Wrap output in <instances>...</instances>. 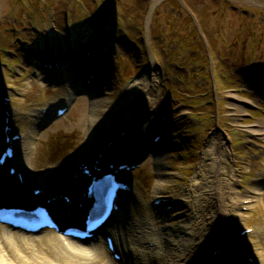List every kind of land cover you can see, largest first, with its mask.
<instances>
[{
  "label": "rangeland",
  "instance_id": "374dc122",
  "mask_svg": "<svg viewBox=\"0 0 264 264\" xmlns=\"http://www.w3.org/2000/svg\"><path fill=\"white\" fill-rule=\"evenodd\" d=\"M185 7L195 14L200 27ZM0 21L1 46L13 51L4 55L0 50L1 58L9 62V66L0 62V114L1 99L8 96L17 131L26 135L38 124L41 139L32 154L36 172L68 169L87 140L95 137L98 142L91 115L102 109L107 115L116 111L127 89L137 87L135 82L146 75L153 83L138 86L143 93L150 91L156 103L149 106L135 95L133 108L141 110L140 115L147 110L136 127L139 139V128L152 130L162 114L177 122L157 146L143 139L146 153L133 173L144 180L138 182L144 200L151 205L158 191L169 196L173 206L164 222L174 225L194 212L189 194L201 188L198 204L207 212L204 218L216 220L220 213L231 219L219 205L218 193L226 184L231 194L242 193L233 200L239 204L234 210L239 215L227 223L237 233L251 227L243 239L253 252L264 255V0H0ZM113 21L123 25L114 28L115 53L108 55L113 46L105 48L104 40L112 36L99 32L111 33L108 23ZM196 27L204 35L203 47H199ZM59 37L70 55L75 54L74 62L83 59L79 69L70 67L69 52L61 48L59 54L66 57L62 70L44 65L45 59L57 56ZM85 37L92 46L87 54ZM44 44L47 49L40 51ZM89 66L96 73L92 87V82L84 83ZM167 85L177 90L181 100ZM67 98L73 99L66 102ZM60 104L69 110L55 116L53 111ZM42 109L53 113L49 122L36 118L34 113ZM198 110L199 121L193 118ZM76 119L82 121L74 126ZM2 120L3 116L0 128ZM88 148L92 151V144ZM58 151L64 152L63 157L54 155ZM161 179L165 182L159 190ZM214 192L217 195L210 198ZM247 199L250 203H243ZM153 219L158 225L159 219Z\"/></svg>",
  "mask_w": 264,
  "mask_h": 264
},
{
  "label": "bare ground",
  "instance_id": "6f19581e",
  "mask_svg": "<svg viewBox=\"0 0 264 264\" xmlns=\"http://www.w3.org/2000/svg\"><path fill=\"white\" fill-rule=\"evenodd\" d=\"M85 61L88 62V59ZM79 62L82 66L83 59L79 60ZM150 71L152 77H154L156 71L153 65L150 66ZM149 80L150 83H153V79L151 80L148 76L144 75L139 81L135 82L137 87H129L125 97L117 103L116 111L107 115L105 109H102L101 113L104 111L102 114L99 111L98 114H92L90 117L92 130L96 131V133H100L99 135L103 136L102 139L110 135L107 138L109 140L116 138L120 132L119 130L123 127H127L126 129L129 134L130 130L134 129V126L140 119V117H135L137 114L135 115L134 113L136 112L132 109L135 95H139V101L148 103L149 106L151 103H156L152 96L153 94L150 91L143 93L141 88L144 86L146 87ZM94 82H96V79L92 82L91 87L94 85ZM75 98L78 100L77 97ZM67 99L66 102H71L73 98ZM150 100H152V102ZM130 107H132V110L128 109ZM118 109H122V115H119ZM34 114L40 121L43 119L49 120L51 117L49 112L47 116L43 115L42 112ZM80 121H82V119H76L72 122V125L75 126ZM118 123L120 124L119 127L117 126ZM99 125H102L100 129H98ZM117 127L118 129H115ZM261 129V131H264V125H261ZM117 131L119 132L117 133ZM38 139H41V134H39L38 124L36 123V125L31 128L30 133L26 134L23 139L16 141L17 161L22 164L21 167L23 166L22 169L25 181L23 185H19L16 180H11L8 175L6 177L3 176L2 179H0L1 198L11 197L17 200L31 197L29 187L32 183L46 186L51 189V192H60L66 189L71 192L72 195L76 193L77 188L73 183L74 177L68 178L64 176V174H59L65 169L52 168L47 169V172L41 173L39 176L35 174L32 154ZM91 141L95 143L91 138L88 140V143ZM104 144L98 147L95 146V152L92 156L95 154V157ZM88 152L86 148H83L82 151L78 153V158L82 160L94 159ZM102 162L105 163V161L102 160L101 164ZM3 174L2 172V175ZM77 179L79 182L83 181L81 175H79ZM70 182H72V184L68 187L67 184ZM164 182L163 179L158 182L159 190L162 189L161 186ZM222 182L224 183L225 180L223 181L221 179V183ZM225 186L226 184L223 185L225 189L223 193H218L219 200H221L219 205L221 206V210L225 209L230 213V217L232 215L233 218H229L230 220H228L229 215L222 214L221 217L218 216L216 218V220L220 221L219 224L215 222V219L211 220L210 217L208 219L204 218L207 212H204L203 207L198 204L201 188H193L195 194H189V199L194 214L189 222L186 220L183 221L184 232L188 237L182 236L181 234L183 225L175 224L168 227V223L166 222H162L163 224L166 223L165 225L161 222L158 225L153 223L152 210L142 199L138 190L133 194H126L127 197H124L122 201V207L124 206L126 212L124 220L120 219L118 224L110 227L108 226L105 230L106 233L113 234L116 237L117 249L123 254V261H117L111 257V253L107 250L104 240L101 239L97 242L86 244V241H80V243L71 241L70 239H62L59 234L50 229H45L39 234H33L25 233L0 223V264H13V262H17V264H227L228 262L243 264L242 261L247 260H245V251L238 249L240 243L238 242L239 239L234 234L232 225L227 223L233 222L239 215L237 212L234 213V210H236L235 207L238 208L237 206L239 204L237 201L233 200L237 197L236 195L242 193L235 190L231 194L229 192L231 188L228 190ZM199 191L200 193L198 194L197 192ZM158 192L160 195V191ZM214 195H217V193L214 192L210 194L209 197L212 198ZM250 197L251 196L245 195L243 198ZM33 198L37 199L40 198V196ZM74 198L80 202L78 200L80 198L79 195L76 194ZM250 201L251 199H247L246 202L243 203L248 204ZM61 205L65 206V203L61 202ZM157 207L159 208L161 206H156L155 208ZM207 209L206 207V210ZM71 210L78 214L80 208L77 204H74ZM165 216L167 217V215ZM150 225L156 227L153 228L150 227ZM220 225H222L221 229L219 228ZM148 239L149 242L155 241L157 243L155 248L145 245V240ZM171 239L172 242L177 243L176 246L170 242ZM160 243H162V246ZM214 251H217V253L212 255ZM211 255V260H208L207 257ZM233 255L236 258L233 257ZM137 258H139V261H136ZM244 264H264V260H254L253 262H245Z\"/></svg>",
  "mask_w": 264,
  "mask_h": 264
},
{
  "label": "water",
  "instance_id": "95a60500",
  "mask_svg": "<svg viewBox=\"0 0 264 264\" xmlns=\"http://www.w3.org/2000/svg\"><path fill=\"white\" fill-rule=\"evenodd\" d=\"M118 150H114L113 153L117 152ZM123 161L121 158L119 160H112L113 163L118 164L119 162Z\"/></svg>",
  "mask_w": 264,
  "mask_h": 264
},
{
  "label": "trees",
  "instance_id": "16d2710c",
  "mask_svg": "<svg viewBox=\"0 0 264 264\" xmlns=\"http://www.w3.org/2000/svg\"><path fill=\"white\" fill-rule=\"evenodd\" d=\"M204 55V54H203ZM203 59H205V58H203ZM200 60H202V59H200Z\"/></svg>",
  "mask_w": 264,
  "mask_h": 264
}]
</instances>
